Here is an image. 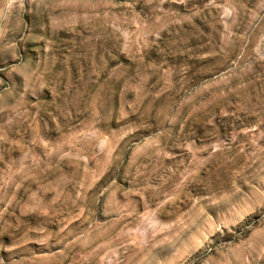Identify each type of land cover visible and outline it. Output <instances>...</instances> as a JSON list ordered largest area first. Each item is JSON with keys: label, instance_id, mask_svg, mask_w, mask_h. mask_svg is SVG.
Instances as JSON below:
<instances>
[{"label": "rangeland", "instance_id": "obj_1", "mask_svg": "<svg viewBox=\"0 0 264 264\" xmlns=\"http://www.w3.org/2000/svg\"><path fill=\"white\" fill-rule=\"evenodd\" d=\"M0 264H264V0H0Z\"/></svg>", "mask_w": 264, "mask_h": 264}]
</instances>
